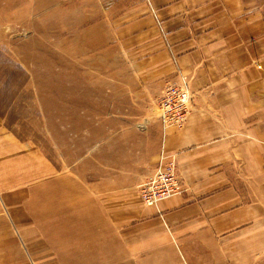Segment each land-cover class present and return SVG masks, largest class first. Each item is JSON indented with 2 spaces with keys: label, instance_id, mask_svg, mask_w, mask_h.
I'll list each match as a JSON object with an SVG mask.
<instances>
[{
  "label": "crops",
  "instance_id": "crops-1",
  "mask_svg": "<svg viewBox=\"0 0 264 264\" xmlns=\"http://www.w3.org/2000/svg\"><path fill=\"white\" fill-rule=\"evenodd\" d=\"M187 1L161 8L189 77L183 126L162 129L150 107L136 136H98L80 169L0 137V264H264V2L192 0L191 26L174 22ZM162 141L184 191L145 205Z\"/></svg>",
  "mask_w": 264,
  "mask_h": 264
},
{
  "label": "rangeland",
  "instance_id": "rangeland-1",
  "mask_svg": "<svg viewBox=\"0 0 264 264\" xmlns=\"http://www.w3.org/2000/svg\"><path fill=\"white\" fill-rule=\"evenodd\" d=\"M168 3L177 0H0L6 147L16 143L59 168L73 162L80 169L82 152L92 150L98 136H136L131 122L150 107L157 110L156 76L170 71L164 86L182 76L189 81L171 42L178 34L169 39L161 15ZM187 3L173 20L192 26L197 16L193 1Z\"/></svg>",
  "mask_w": 264,
  "mask_h": 264
},
{
  "label": "built area",
  "instance_id": "built-area-1",
  "mask_svg": "<svg viewBox=\"0 0 264 264\" xmlns=\"http://www.w3.org/2000/svg\"><path fill=\"white\" fill-rule=\"evenodd\" d=\"M186 76L177 82L166 84L160 92L157 117L162 128L181 127L185 124L191 109V89ZM176 154L161 151L158 163L151 174L138 184L139 197L145 205H156L159 201L184 191L176 174Z\"/></svg>",
  "mask_w": 264,
  "mask_h": 264
}]
</instances>
